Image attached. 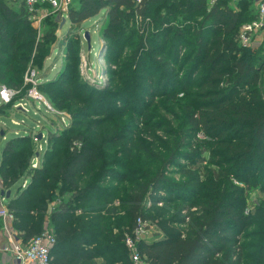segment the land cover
I'll list each match as a JSON object with an SVG mask.
<instances>
[{
	"label": "trees",
	"instance_id": "trees-1",
	"mask_svg": "<svg viewBox=\"0 0 264 264\" xmlns=\"http://www.w3.org/2000/svg\"><path fill=\"white\" fill-rule=\"evenodd\" d=\"M236 7L228 0H218L211 8L205 0L71 4L67 20L74 27L104 11L98 36L112 49L132 46L131 62L112 70L119 66V56L105 70L119 90L108 85L99 93L80 83L65 86V72L40 87L59 85L60 94L53 96L79 107L73 119L100 120L84 123L86 131L72 122L71 128L50 134L37 168H32L38 154L30 136L5 142L0 180L7 192L20 184L5 202L19 240L27 244L49 221L55 237L51 264H132L123 238L137 218L155 220L143 207L148 200L159 219V234L138 245L145 264H264V230L246 237L251 244H239L246 231L264 227V201L253 209L246 206L250 194L264 196V47L254 51L238 44L239 28L255 16L250 0H240ZM35 9L48 12L40 34L31 27L37 13L29 12L25 0H0V85L7 88L18 89L23 83L22 70L29 60L17 58L20 52L30 48L38 60L47 58L58 38L56 13L46 4ZM134 18L140 20L142 34L129 27ZM77 29L64 40L62 51L74 54L78 49ZM157 100L183 103L180 117L167 112L180 125L178 130L157 114L148 115ZM130 101H136L132 113L140 110L136 114L159 121L150 124L144 117L145 131L163 129L172 138L136 140L131 126L125 128L127 123L116 118L120 113L115 103L123 111ZM186 140L198 143L191 146ZM134 151L159 166L150 173L143 166L126 170L128 164L119 156ZM180 160L186 164L181 166ZM169 167L180 171L182 181L165 176ZM109 180L117 186H102ZM57 193L61 199L49 211ZM158 204L165 208H156ZM168 206L171 212H166ZM118 207L124 209L122 221H115Z\"/></svg>",
	"mask_w": 264,
	"mask_h": 264
},
{
	"label": "rangeland",
	"instance_id": "rangeland-1",
	"mask_svg": "<svg viewBox=\"0 0 264 264\" xmlns=\"http://www.w3.org/2000/svg\"><path fill=\"white\" fill-rule=\"evenodd\" d=\"M73 2L75 3L76 0H73ZM104 14V11L100 12L97 16L84 22L79 27L71 26L68 20L66 18H63L65 19V23L63 24L61 29L58 28V38L56 39V42L48 49L47 58L38 60L34 55V50H30V48H28L27 51L20 52L17 55V58H20L22 62V58L29 60V62H27L25 71L21 69L23 72V75L21 77L23 83L20 88H7L4 85H0V90L2 87H5L11 93V98L8 101H3L0 97V104H4V108L0 109V151L9 138L27 134L31 137V139L34 141V144L36 145V153L38 155L33 161L34 165L38 167L40 165L38 160L39 156L41 157V155H43L44 148L46 147L45 142L50 134L60 131L64 127H70L72 125V122L80 124L79 127H77L78 130L86 131V127H82L84 123H90L100 120L99 118H96L94 116H91L87 122H84L81 119L79 120V117L73 119L72 114L78 113L79 107L72 101L64 102L65 99L60 98V96H53L55 94H60L61 87L59 85L52 86L47 90H42L40 89V87H43L48 82L56 80L59 74L65 72V76L68 77V84L66 83L65 86L72 87L74 86V83H80L85 87H93L97 89V91L95 90L96 92H99L98 90L107 88L108 85H110L112 89L117 88L119 90V87H117V80L109 79V77H107V75L105 74V70L109 67V64L114 62L119 56V66H111L112 70L117 71L122 68L127 62L126 60H128V62H131L132 46H128L124 50L116 47L112 49L111 47H108L106 42L98 36V31L102 26L101 24H103V19L105 17ZM43 19H41L40 21H37L33 18L31 19V27L36 30L38 34H40L43 28H45V25H43ZM56 19L59 24L58 26H60L62 23V18L58 16L57 13ZM149 22L150 20L147 19L145 21V24L148 25ZM141 26L142 24L140 23V20L138 18H134L129 25L130 28H135L134 30L137 32V35L142 34ZM75 28H78L77 34L79 36V50L77 49L74 54H69L65 51H62V44L68 36L71 37L70 33H72ZM152 28L153 27L151 25L149 31H151ZM84 32L89 33V45H87V43L83 39ZM132 43L135 44L133 41ZM261 47H264V42H262L261 45L255 47L253 50L256 51L255 49L258 50V48ZM103 56H105L106 59H104ZM11 64L18 69L17 71H20L16 62L13 61L11 62ZM132 64L129 66H132ZM83 92L84 95L88 94V89H83ZM135 102L130 101V103L123 111L117 110L119 106L118 103H115V109L117 113H120V116L116 118L124 123H127L125 125V128H129L131 126V130L135 135L134 137L137 138L136 140H141L144 143H152L153 137L155 139L162 140H165L166 138H172V136L164 135L165 132L163 131V129L156 128L153 130L151 129L150 131H145L143 126V119L145 116L142 117V115L136 114L141 112L140 110H138V112L136 113L131 112V109L134 110L136 108ZM161 102L162 101H160L159 103V100L155 101L153 107L150 108L148 115H151V112H153L157 114L158 117L164 119L167 123H169L172 129L178 130L180 125H178L177 121L173 119V116L171 114H168L167 112L169 111L170 113H174L180 117V114H182L181 108L183 103L178 102L163 104ZM159 104H163V109L162 107L157 108ZM107 111L109 112V108H107ZM109 113L112 112L110 111ZM62 119L65 121V126L62 123ZM144 121H147L150 124L159 122L157 121V118L154 119L149 116H146ZM92 132L96 134L95 130H92ZM200 137L202 138L203 136L201 135ZM184 142L186 144H191V146L198 143L197 140H186ZM155 145L154 147L156 148L157 143H155ZM118 149H116V151H118ZM109 150L112 151L114 150V148L109 147ZM156 152L162 151H159L157 149ZM130 156H134V159L131 160ZM119 159L120 161L128 164L127 167H125L126 170H133L137 169V167L143 166V168L150 173L151 170H154L159 166L158 163L154 162L153 160L149 158L147 159L145 157V154L142 152L134 151L128 157L120 155ZM179 164L182 166L186 163L180 160ZM165 176L174 180L175 182L182 181V174L175 167L167 168ZM19 185L20 184H16L11 189L10 192L12 196L15 194V191ZM107 185L117 186V183L113 180H109L102 186ZM118 186L120 187V185ZM123 188H126V186H123ZM1 193L5 195L7 191L0 185V195ZM60 199L61 196L59 195V193H57L56 198L49 205V211L52 208L56 207L57 202H59ZM262 201H264V196H262L260 193L255 192L247 197L246 206L249 209H253L254 204L260 205ZM116 206H118V204H116ZM150 206L151 205L149 201L145 200L143 205L145 211H147V213L150 214L151 217L155 218V220L147 221L149 227L148 239H151L154 235L159 234V230L157 228L159 219L155 215L152 206ZM156 208L161 210L165 207L161 204H158ZM165 210L166 212H171L173 209L172 206H168ZM123 211V207H118V214L116 215L115 221H122L124 216ZM45 228L49 230L51 229L49 221H47V226H45ZM259 230H264V227L254 226L246 231V233H244L240 237L239 244H251L252 239L246 237L253 232H259ZM124 232L126 233L127 230H125ZM100 262L101 261H95L94 263L100 264Z\"/></svg>",
	"mask_w": 264,
	"mask_h": 264
},
{
	"label": "built area",
	"instance_id": "built-area-1",
	"mask_svg": "<svg viewBox=\"0 0 264 264\" xmlns=\"http://www.w3.org/2000/svg\"><path fill=\"white\" fill-rule=\"evenodd\" d=\"M136 5H139L142 0H133ZM208 8L216 4L218 0H205ZM240 0H228L229 6L237 8L236 4ZM252 9L254 10V19L243 24L236 35L238 44L247 49H254L264 42V0H250ZM73 3V0H25L30 13L36 12L37 15L33 19L40 21L48 15L47 11L35 9L37 5L46 4L52 12L57 13L61 18L67 19L68 10ZM0 97L3 101H8L11 98V93L5 87L0 90ZM65 126V121L62 119ZM201 135H199L200 137ZM32 168L37 166L32 164ZM0 180V185H1ZM26 187V182L21 185V188ZM6 200L0 195V255L8 259V264H51L52 258L50 252L55 245V237L51 229L45 228L47 221L44 224L41 233L30 239L27 244L17 238L16 232L12 228L13 216L8 212ZM148 223L137 218L134 227L130 233L124 235L123 244L128 252L129 260L132 264H145L139 253L138 245L142 240L149 236Z\"/></svg>",
	"mask_w": 264,
	"mask_h": 264
},
{
	"label": "water",
	"instance_id": "water-1",
	"mask_svg": "<svg viewBox=\"0 0 264 264\" xmlns=\"http://www.w3.org/2000/svg\"><path fill=\"white\" fill-rule=\"evenodd\" d=\"M65 23V19L62 18V23L59 26V28L61 29L63 24ZM89 33L88 32H84L83 33V39L85 40V42L87 43V45H89ZM40 139V137H39ZM10 197V192H7L5 195L3 193H1V198H4L5 200H7Z\"/></svg>",
	"mask_w": 264,
	"mask_h": 264
},
{
	"label": "crops",
	"instance_id": "crops-1",
	"mask_svg": "<svg viewBox=\"0 0 264 264\" xmlns=\"http://www.w3.org/2000/svg\"><path fill=\"white\" fill-rule=\"evenodd\" d=\"M0 264H8V259L5 256L0 255Z\"/></svg>",
	"mask_w": 264,
	"mask_h": 264
}]
</instances>
